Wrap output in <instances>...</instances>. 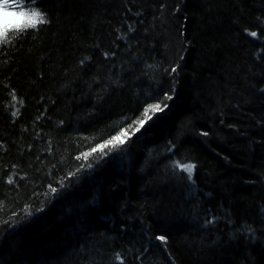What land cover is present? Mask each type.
<instances>
[{
  "label": "trees",
  "instance_id": "trees-1",
  "mask_svg": "<svg viewBox=\"0 0 264 264\" xmlns=\"http://www.w3.org/2000/svg\"><path fill=\"white\" fill-rule=\"evenodd\" d=\"M35 7L0 44V264H264V0Z\"/></svg>",
  "mask_w": 264,
  "mask_h": 264
},
{
  "label": "snow or ice",
  "instance_id": "snow-or-ice-1",
  "mask_svg": "<svg viewBox=\"0 0 264 264\" xmlns=\"http://www.w3.org/2000/svg\"><path fill=\"white\" fill-rule=\"evenodd\" d=\"M47 22L48 21L45 19V14L35 7V0H33V3L27 8L21 4L12 2V0H0V44L5 43L8 40L10 32L19 34L28 28L35 29L39 24ZM250 34L252 37L257 36V32L254 31ZM171 71L176 72V68H172ZM171 99L172 97L170 95H165V100ZM167 107L168 105L166 103H164L163 107H161V103L148 105L142 113V118L136 121V123L139 125L137 131L144 127L146 121L152 119V115H149V113L154 115L156 112L164 111V109ZM13 114L15 115L16 113ZM204 135H207V133H204ZM127 136L128 130L122 129L110 140L105 141L103 144H97L96 147H93L91 149V153L99 151L101 154H105L104 150L108 148L109 145L115 146L117 144H122L124 143V137ZM91 153H84L83 157L87 159ZM173 167L178 168L183 173H186L187 179L191 180L196 166L192 163L175 162ZM50 191L55 193L57 188L50 187ZM249 231L252 230L249 228ZM156 239L161 242H166V237L162 235L157 236ZM115 259L121 260V264H123V258L119 254H117Z\"/></svg>",
  "mask_w": 264,
  "mask_h": 264
},
{
  "label": "rangeland",
  "instance_id": "rangeland-1",
  "mask_svg": "<svg viewBox=\"0 0 264 264\" xmlns=\"http://www.w3.org/2000/svg\"><path fill=\"white\" fill-rule=\"evenodd\" d=\"M12 2L17 3V0H12ZM18 4V3H17Z\"/></svg>",
  "mask_w": 264,
  "mask_h": 264
}]
</instances>
